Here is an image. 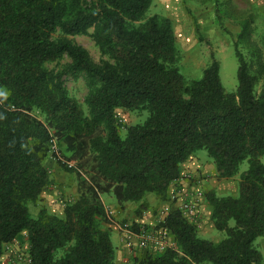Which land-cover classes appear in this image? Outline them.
Here are the masks:
<instances>
[{
    "label": "trees",
    "instance_id": "16d2710c",
    "mask_svg": "<svg viewBox=\"0 0 264 264\" xmlns=\"http://www.w3.org/2000/svg\"><path fill=\"white\" fill-rule=\"evenodd\" d=\"M154 1L0 0V255L26 233L29 264H117L101 196L143 208L147 194L163 202L182 164L205 149L218 180L238 178L237 195L206 194L221 240L201 237L173 210L166 226L178 250L144 252L132 262L262 263L255 241L264 235V61L253 68L236 42L234 92L217 60L189 80L172 19L149 15ZM89 30L107 57L100 64L72 39ZM65 57L62 71L47 67ZM80 73L86 108L63 79ZM118 109L147 116L123 125ZM53 145L75 162L60 164L76 173L77 198L62 215L43 205L33 216L51 183Z\"/></svg>",
    "mask_w": 264,
    "mask_h": 264
},
{
    "label": "rangeland",
    "instance_id": "374dc122",
    "mask_svg": "<svg viewBox=\"0 0 264 264\" xmlns=\"http://www.w3.org/2000/svg\"><path fill=\"white\" fill-rule=\"evenodd\" d=\"M152 14L169 15L172 19L180 52L181 72L189 80L200 78L203 69L212 60H217L220 63L221 79L226 91L234 92L238 84L236 42L240 50L246 54L253 68L256 67L257 60L264 61V0H155L149 11V15ZM91 33L92 30H89L88 34L77 35L72 39L88 50L96 64H100L102 59H107V57L101 55ZM250 51H254V55H251ZM69 62L70 59L65 57L59 61L48 63L47 67L55 71H62ZM84 76V73H80L63 77L69 94L82 105H84L83 102L88 93ZM84 107L86 108L85 105ZM117 116L123 125H134L144 121L147 113L118 109ZM121 133L124 134V128ZM57 148L60 157L65 160V164L68 167L75 166V162L68 160L65 156L67 154H65L64 148ZM196 154L201 161L211 160L213 163L205 149L197 151ZM50 160L54 169L50 164L46 165L48 169H51L49 173L51 182H53V191L56 193L61 207L60 210L56 208L55 211L61 212L64 210L65 202L73 200L76 195L77 177L74 171L66 170L60 164L62 161L49 158L48 161ZM247 166V162L243 163L241 171L245 170ZM190 179L192 177H189ZM237 181V177L228 180L212 179L207 192L215 191L218 195L229 194L231 193L230 188L237 185ZM61 196H64L65 199L60 198ZM41 206L43 205L39 202L32 207L33 216ZM159 210L160 208L156 209L154 215L158 216ZM215 233L222 237L220 232ZM17 241L13 249H19L26 255L28 252L26 238L23 236ZM114 243L116 244V242Z\"/></svg>",
    "mask_w": 264,
    "mask_h": 264
},
{
    "label": "crops",
    "instance_id": "0c3cea01",
    "mask_svg": "<svg viewBox=\"0 0 264 264\" xmlns=\"http://www.w3.org/2000/svg\"><path fill=\"white\" fill-rule=\"evenodd\" d=\"M170 18L169 15H166ZM46 164H50L51 167L53 163L50 161L46 162ZM56 170V168H55ZM51 171V169H49ZM192 177V179H181L179 181H175L171 184L170 190L168 193L167 200L161 202L157 199V197L153 194H147L145 197V202L147 206L145 208L141 207V203L136 202H126L123 205L118 204L115 197L112 194H103L101 196L104 208H109L110 211L113 212L114 216L123 222H130L134 225V227L144 225L153 227L156 225L157 222V215H154L156 209L161 208V206L165 203L170 201V198L173 195H177L181 193V191H185L187 194L194 195L198 191L203 192V196L199 202V218H200V226L198 228L199 235L206 239H211L216 242L221 240V235L218 233L216 234L217 230L215 229L214 223L211 218V208L207 203L206 194L208 191V185L212 179L218 180L216 178V169L215 165L210 161H201L200 157L195 153L192 155L187 161L182 164V172L181 175L187 174ZM53 182L50 183L49 186L44 188L41 194V203L47 209L53 213L62 215L63 211L56 212L55 209L60 210V201L57 198L56 193L53 191ZM74 190V189H73ZM231 193L226 195H237L238 194V181L237 185L232 186L230 188ZM75 199L77 198V187H75ZM60 198L65 199L64 196ZM184 199L183 195H180L178 202L172 204V209L176 210L177 204ZM40 208L36 212L38 214ZM32 213V210H31ZM35 215V216H36ZM108 228L111 229V238L113 242H116V263L117 264H133L132 259L135 256H140L144 254V252L136 251L131 249L126 243L124 239V235L119 232L117 229L112 227L107 223L106 225ZM18 238H23V235L19 236ZM17 238V239H18ZM28 244V242H26ZM256 247L262 254V263L264 264V235L259 237L255 241ZM177 248L178 245L176 244ZM0 264H11L10 262V253L5 249L3 253L0 255Z\"/></svg>",
    "mask_w": 264,
    "mask_h": 264
},
{
    "label": "built area",
    "instance_id": "2783aa9c",
    "mask_svg": "<svg viewBox=\"0 0 264 264\" xmlns=\"http://www.w3.org/2000/svg\"><path fill=\"white\" fill-rule=\"evenodd\" d=\"M117 119L118 116L116 115ZM121 122V119H118ZM50 159L56 161H62L65 163V160L60 157L58 153V148L56 145H53L51 148V153L49 156ZM190 175L184 174L177 180L188 179ZM180 195H183L184 199L177 204L176 210H178L182 216L193 225L200 226V218L198 213L199 202L203 196L202 191L196 192L194 195H189L185 191L177 195H173L170 198L168 203H165L161 206L156 225L153 227L140 225L134 227L130 222H123L118 220L112 211L109 208H104L105 217L109 225L117 229L124 235L125 243L133 250L141 252H165L169 249H176V242L166 226V218L173 211L172 204H176L180 198ZM23 236L26 237V233H23ZM18 239H15L12 243H9L5 246V249L10 253V262L11 264H29L30 258L29 254L25 255L21 250H14L13 246L18 242Z\"/></svg>",
    "mask_w": 264,
    "mask_h": 264
}]
</instances>
